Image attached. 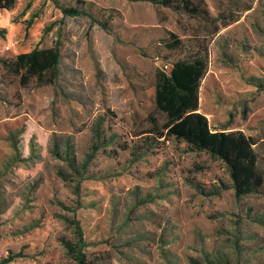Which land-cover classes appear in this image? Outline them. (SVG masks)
Here are the masks:
<instances>
[{
    "label": "rangeland",
    "instance_id": "rangeland-1",
    "mask_svg": "<svg viewBox=\"0 0 264 264\" xmlns=\"http://www.w3.org/2000/svg\"><path fill=\"white\" fill-rule=\"evenodd\" d=\"M204 1L207 19L132 0L0 10V264H264V185L237 199L221 161L149 132L156 58L200 53L201 113L254 138L264 178V0ZM56 42L52 84L3 65Z\"/></svg>",
    "mask_w": 264,
    "mask_h": 264
},
{
    "label": "trees",
    "instance_id": "trees-1",
    "mask_svg": "<svg viewBox=\"0 0 264 264\" xmlns=\"http://www.w3.org/2000/svg\"><path fill=\"white\" fill-rule=\"evenodd\" d=\"M17 0H0V10H10ZM54 3L56 0H53ZM148 1L156 5L183 12L190 16L209 18L210 12L204 0H132ZM57 4V2H56ZM62 8V7H61ZM67 16L82 14L77 8H62ZM32 19L26 23L29 28ZM4 31H0V34ZM170 36H174L172 33ZM175 37V36H174ZM181 42L175 39L168 48L175 49ZM60 63L59 43L54 46L36 47L30 52L21 53L3 61L4 67L20 75L22 84L35 78L41 84H52L58 77ZM169 72L157 71L154 93V112L160 117L148 116L149 132L159 138H172L186 144L192 152H203L221 161L229 174L237 199L258 193L264 185L263 174L259 168V157L255 150L254 138L242 131H212L206 116L199 110V89L208 70V59L200 53L186 59H178ZM56 152V150H55ZM69 166L80 174L74 159ZM59 174L66 177L65 171ZM79 236L81 234L79 233ZM68 251L75 253V247L66 243ZM77 264H84L80 253L75 255Z\"/></svg>",
    "mask_w": 264,
    "mask_h": 264
},
{
    "label": "crops",
    "instance_id": "crops-1",
    "mask_svg": "<svg viewBox=\"0 0 264 264\" xmlns=\"http://www.w3.org/2000/svg\"><path fill=\"white\" fill-rule=\"evenodd\" d=\"M29 52H30V51H29ZM15 54L18 55V54H21V53L15 52ZM208 70H209V64H208ZM208 70H207V72H206V75H207V73H208ZM206 75H205V77L203 78V80L206 78ZM203 80H202V82H203ZM202 82H201V85H202ZM201 85H200V89H199V110H198V112H200V113L202 112V109H201V103H200V100H201V98H200ZM201 114H202V113H201ZM206 114H207V113L205 112L203 115L206 116ZM207 119H208V118H207ZM208 121H209V119H208ZM209 125H210L211 130L214 131V132H216V131H222V132L241 131V130H237V129H235V130H230V131L217 130V129H212L210 122H209Z\"/></svg>",
    "mask_w": 264,
    "mask_h": 264
},
{
    "label": "built area",
    "instance_id": "built-area-1",
    "mask_svg": "<svg viewBox=\"0 0 264 264\" xmlns=\"http://www.w3.org/2000/svg\"><path fill=\"white\" fill-rule=\"evenodd\" d=\"M11 46L14 47V44H12ZM5 49L6 50H10V46H6ZM156 60L160 64V69L162 71L169 72L171 70L172 65L170 63L164 62V61H162V60H160L158 58H156Z\"/></svg>",
    "mask_w": 264,
    "mask_h": 264
}]
</instances>
